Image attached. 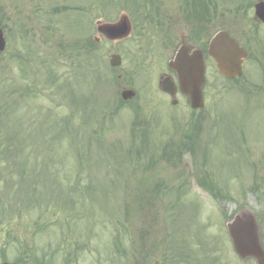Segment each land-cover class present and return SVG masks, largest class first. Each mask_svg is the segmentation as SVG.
<instances>
[{"label": "rangeland", "instance_id": "obj_1", "mask_svg": "<svg viewBox=\"0 0 264 264\" xmlns=\"http://www.w3.org/2000/svg\"><path fill=\"white\" fill-rule=\"evenodd\" d=\"M116 1L0 0V263L255 264L225 222L253 213L264 247V41L236 81L206 59L201 111L179 92L172 106L156 31L133 15L129 37L93 40L95 20L126 11ZM212 1L213 27L227 9L231 33L248 37L252 9ZM121 87L135 96L121 101ZM176 141L179 158H162Z\"/></svg>", "mask_w": 264, "mask_h": 264}, {"label": "water", "instance_id": "obj_2", "mask_svg": "<svg viewBox=\"0 0 264 264\" xmlns=\"http://www.w3.org/2000/svg\"><path fill=\"white\" fill-rule=\"evenodd\" d=\"M259 17L264 19V7L257 11ZM98 31L109 40L126 37L130 32V26L125 16H120L115 23L100 24ZM4 39L0 30V50L4 49ZM209 54L216 64L218 72L229 79H234L242 74L241 62L246 54L240 49L225 32L215 33L209 43ZM120 58L111 55L110 64L117 66ZM169 67L176 72L180 91L188 96L189 105L193 109L202 108V85L204 83V61L198 50L189 51L186 48L177 50L175 57L169 62ZM163 91L172 96L175 86L167 78L160 81ZM134 95L131 90L121 93L123 99H129ZM176 101H172L175 104ZM226 229L232 246L241 259L252 257L256 264H264V251L259 242L258 228L254 217L248 212L235 215L226 223Z\"/></svg>", "mask_w": 264, "mask_h": 264}, {"label": "flooded vegetation", "instance_id": "obj_3", "mask_svg": "<svg viewBox=\"0 0 264 264\" xmlns=\"http://www.w3.org/2000/svg\"><path fill=\"white\" fill-rule=\"evenodd\" d=\"M264 0H245L241 10L248 13L249 9H253L250 17L252 28L248 37L231 36L238 44L247 51L252 50L257 42L264 41V23L254 18V6L258 2ZM134 7L128 9L139 17L136 22L140 27L144 25V34L156 31L161 41L163 66L157 75H170L174 77V73L168 68V61L174 56L175 51L181 45L189 48H199L203 44H208V33L212 31L213 25V9L211 0H200V5L196 7L193 0H134ZM226 18L223 16L224 26L221 29L228 30L232 25V17L226 11ZM130 15V14H129ZM132 24V19H130ZM255 44V45H254Z\"/></svg>", "mask_w": 264, "mask_h": 264}, {"label": "trees", "instance_id": "obj_4", "mask_svg": "<svg viewBox=\"0 0 264 264\" xmlns=\"http://www.w3.org/2000/svg\"><path fill=\"white\" fill-rule=\"evenodd\" d=\"M152 192H156V190H152ZM150 192V195L153 196V193ZM135 199H134V203H136V207L134 209V212L136 213V211L139 212V208L142 207V205L144 204V199L146 198V195L141 194V193H136L134 195ZM128 206H125V214L128 215ZM41 218V217H39Z\"/></svg>", "mask_w": 264, "mask_h": 264}]
</instances>
